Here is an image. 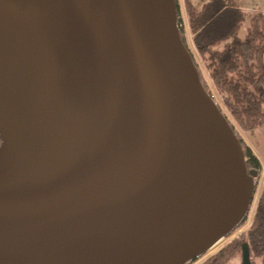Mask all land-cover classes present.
I'll return each mask as SVG.
<instances>
[{
    "label": "water",
    "instance_id": "water-1",
    "mask_svg": "<svg viewBox=\"0 0 264 264\" xmlns=\"http://www.w3.org/2000/svg\"><path fill=\"white\" fill-rule=\"evenodd\" d=\"M178 19L0 0V264H186L244 219L258 172Z\"/></svg>",
    "mask_w": 264,
    "mask_h": 264
},
{
    "label": "trees",
    "instance_id": "trees-1",
    "mask_svg": "<svg viewBox=\"0 0 264 264\" xmlns=\"http://www.w3.org/2000/svg\"><path fill=\"white\" fill-rule=\"evenodd\" d=\"M176 1L180 16V1ZM196 1L183 0L191 44L183 18L179 22L181 38L192 52L206 90L212 95L215 91L223 102L224 108L219 105L221 110L232 117L233 120L228 118L242 142L249 170L256 169L260 174L261 160L239 129L247 131L264 126V13L254 12L242 35L248 13L234 0H203L201 6ZM246 217L247 214L235 230ZM243 239H249L252 262L264 263V189L253 225ZM241 243L235 238L198 264H225L241 253Z\"/></svg>",
    "mask_w": 264,
    "mask_h": 264
},
{
    "label": "rangeland",
    "instance_id": "rangeland-1",
    "mask_svg": "<svg viewBox=\"0 0 264 264\" xmlns=\"http://www.w3.org/2000/svg\"><path fill=\"white\" fill-rule=\"evenodd\" d=\"M179 1H180V5H181V10H182V16H183V22H184V25H185V29L188 31L187 16H186L185 8H184V3H183V0H179ZM194 1H196V0H194ZM234 1L236 2L237 5H239L241 8L246 10L247 13H248V15L246 17V20L244 22V25L242 26L241 32H240L242 35H245L246 29H247V25L249 23L251 15L254 12H263L264 13V0H234ZM196 3H197L198 6H201L202 3H203V0L198 1V2L196 1ZM188 36H189V42L191 44V35L189 34V31H188ZM213 94H214V97H215L216 101L218 102V104L221 105V107L224 108L221 98L215 93L214 90H213ZM227 115H228V117L231 120H233L232 117L228 113H227ZM239 132L240 133L241 132L244 133L249 141L255 143L259 147L258 148V155H259V157H260V159L262 161V164L264 166V126L263 127H259V128H255V129H251V130H247V131H242V130L239 129ZM261 190H262V188H261ZM261 193H262V191H261ZM232 238H233V235L229 236V238L223 239L214 249H212L211 251L206 253L204 256H200L199 259H196L197 261L195 260V262L192 261L190 263L198 264V263L202 262L208 256H210L211 254L215 253L220 248H222L225 244L230 242ZM225 264H243L242 263L241 253L235 254Z\"/></svg>",
    "mask_w": 264,
    "mask_h": 264
},
{
    "label": "flooded vegetation",
    "instance_id": "flooded-vegetation-1",
    "mask_svg": "<svg viewBox=\"0 0 264 264\" xmlns=\"http://www.w3.org/2000/svg\"><path fill=\"white\" fill-rule=\"evenodd\" d=\"M261 164H262V162H261ZM262 167L263 168H262L261 173L260 174L258 173V175L256 177V189H255V193H254V199H253L252 204H251V206L249 208V211L247 213L246 220H245V222L242 225H240L237 228V230L234 229L235 231L233 230L232 233L228 234V237H227V238H229V236L233 235V238L231 240L237 238V239L241 240V242H242L241 244L242 245L244 243H248L249 246H250L249 239L245 240L243 238L247 237V234L249 233V229L253 225L254 216H255L256 210L258 208V202H259V200L261 198V194H262L261 191H263V188H264V186H263L264 185V166H263V164H262ZM261 188H262V190H261ZM250 252H251V246H250ZM241 253H242V250H241ZM241 257H242V255H241ZM254 262L256 264H264V263L258 262L257 260H254Z\"/></svg>",
    "mask_w": 264,
    "mask_h": 264
},
{
    "label": "crops",
    "instance_id": "crops-1",
    "mask_svg": "<svg viewBox=\"0 0 264 264\" xmlns=\"http://www.w3.org/2000/svg\"><path fill=\"white\" fill-rule=\"evenodd\" d=\"M240 134L242 135V137L246 141V143L253 149V151L255 152V154L259 157V155H258V148L259 147L255 143L249 141L248 138L246 137V135L244 133L241 132Z\"/></svg>",
    "mask_w": 264,
    "mask_h": 264
},
{
    "label": "built area",
    "instance_id": "built-area-1",
    "mask_svg": "<svg viewBox=\"0 0 264 264\" xmlns=\"http://www.w3.org/2000/svg\"><path fill=\"white\" fill-rule=\"evenodd\" d=\"M178 18H179L178 21L180 22V18H183V16L182 15H180V16L178 15ZM183 26H185V25H183Z\"/></svg>",
    "mask_w": 264,
    "mask_h": 264
},
{
    "label": "bare ground",
    "instance_id": "bare-ground-1",
    "mask_svg": "<svg viewBox=\"0 0 264 264\" xmlns=\"http://www.w3.org/2000/svg\"><path fill=\"white\" fill-rule=\"evenodd\" d=\"M216 246H217V245H216ZM216 246H215V247H216ZM215 247H214V248H215ZM214 248H212V249H214ZM212 249H211V250H212ZM211 250H210V251H211Z\"/></svg>",
    "mask_w": 264,
    "mask_h": 264
}]
</instances>
